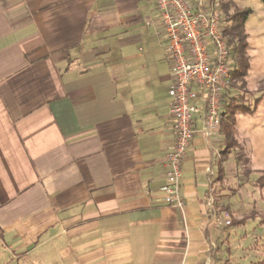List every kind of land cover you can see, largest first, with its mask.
I'll use <instances>...</instances> for the list:
<instances>
[{"label": "crops", "instance_id": "0c3cea01", "mask_svg": "<svg viewBox=\"0 0 264 264\" xmlns=\"http://www.w3.org/2000/svg\"><path fill=\"white\" fill-rule=\"evenodd\" d=\"M170 73L150 0H0V264L229 260L220 128L193 117L183 206L161 199Z\"/></svg>", "mask_w": 264, "mask_h": 264}, {"label": "built area", "instance_id": "2783aa9c", "mask_svg": "<svg viewBox=\"0 0 264 264\" xmlns=\"http://www.w3.org/2000/svg\"><path fill=\"white\" fill-rule=\"evenodd\" d=\"M159 12L171 62V122L175 137L167 158L166 183L159 189L165 204L182 207L181 162L197 130L208 142L222 120V95L230 90V47L221 33L216 0H150ZM229 226V220L223 222Z\"/></svg>", "mask_w": 264, "mask_h": 264}, {"label": "rangeland", "instance_id": "374dc122", "mask_svg": "<svg viewBox=\"0 0 264 264\" xmlns=\"http://www.w3.org/2000/svg\"><path fill=\"white\" fill-rule=\"evenodd\" d=\"M231 1L237 8L251 11L244 24L249 62L246 84L248 90L262 89L253 97L260 98L255 111L236 115L237 144L224 167L223 183L217 186L222 204L231 207L228 219H240L251 212L256 215L240 226L230 225L235 233L232 252H222L221 257L229 259V264H248L264 259V219L259 216H264V0Z\"/></svg>", "mask_w": 264, "mask_h": 264}, {"label": "trees", "instance_id": "16d2710c", "mask_svg": "<svg viewBox=\"0 0 264 264\" xmlns=\"http://www.w3.org/2000/svg\"><path fill=\"white\" fill-rule=\"evenodd\" d=\"M216 3L221 12V33L230 47V90L222 95V120L219 126L225 145V149L222 151V160L225 161L230 151L237 144L235 140L236 115L239 113L250 114L255 111V106L259 103L260 98L253 97L262 88L248 90L246 84L249 62L246 55L248 42L244 24L251 11L249 9L237 8L231 0H216ZM252 98L253 103L250 102ZM214 183H218L219 185L223 183L220 168L218 169L217 179L212 182V185H215ZM263 185L264 183L261 186ZM212 198L213 202L219 200L216 193ZM255 215L256 212H251L240 219H232L229 223L233 226H240ZM259 216L264 219L263 214ZM213 264L219 263L213 262ZM222 264H229V260H225ZM248 264H264V259Z\"/></svg>", "mask_w": 264, "mask_h": 264}]
</instances>
